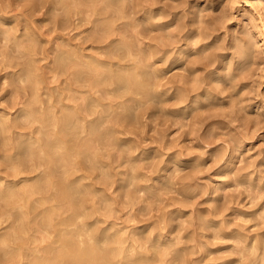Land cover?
Masks as SVG:
<instances>
[{
    "label": "clouds",
    "instance_id": "obj_1",
    "mask_svg": "<svg viewBox=\"0 0 264 264\" xmlns=\"http://www.w3.org/2000/svg\"><path fill=\"white\" fill-rule=\"evenodd\" d=\"M0 264H264V0H0Z\"/></svg>",
    "mask_w": 264,
    "mask_h": 264
}]
</instances>
